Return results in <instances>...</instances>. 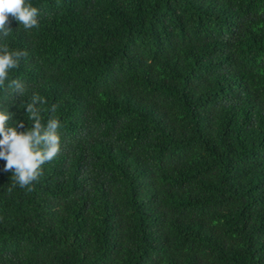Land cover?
<instances>
[{"label": "trees", "instance_id": "trees-1", "mask_svg": "<svg viewBox=\"0 0 264 264\" xmlns=\"http://www.w3.org/2000/svg\"><path fill=\"white\" fill-rule=\"evenodd\" d=\"M25 3L0 108L60 150L30 191L0 158V264H264V0Z\"/></svg>", "mask_w": 264, "mask_h": 264}, {"label": "clouds", "instance_id": "clouds-1", "mask_svg": "<svg viewBox=\"0 0 264 264\" xmlns=\"http://www.w3.org/2000/svg\"><path fill=\"white\" fill-rule=\"evenodd\" d=\"M9 16L14 17L24 26V30H30L39 26L38 9L26 5L25 0H0V36L7 37ZM19 28V27H18ZM17 28V29H18ZM25 51H9L6 44L0 45V87L5 86L8 73L18 67L21 58L26 57ZM7 87L12 88L14 94L23 96L26 91L24 83L18 79L11 80ZM44 101L33 94L31 102L26 104V112L30 114L33 125L31 130L18 131V126H8L6 123L11 119V113L6 107L0 108V158L6 161L5 171L14 170L12 178L13 187L19 186L24 189L34 181H38L42 174V165L50 162L60 150V136L58 129L59 121L49 118L47 123H42L37 103ZM55 105L52 110H55Z\"/></svg>", "mask_w": 264, "mask_h": 264}]
</instances>
